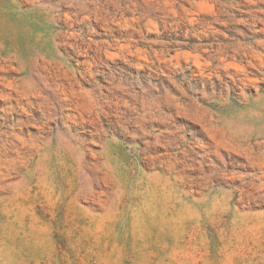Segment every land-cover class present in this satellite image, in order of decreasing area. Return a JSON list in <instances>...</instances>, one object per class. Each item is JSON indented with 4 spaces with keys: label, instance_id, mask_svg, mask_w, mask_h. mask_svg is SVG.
<instances>
[{
    "label": "rangeland",
    "instance_id": "1",
    "mask_svg": "<svg viewBox=\"0 0 264 264\" xmlns=\"http://www.w3.org/2000/svg\"><path fill=\"white\" fill-rule=\"evenodd\" d=\"M0 264H264V0H0Z\"/></svg>",
    "mask_w": 264,
    "mask_h": 264
}]
</instances>
